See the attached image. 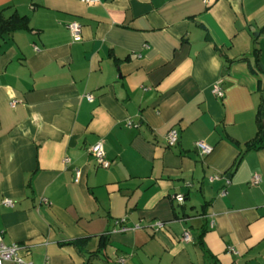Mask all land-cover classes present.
<instances>
[{"label":"crops","instance_id":"obj_1","mask_svg":"<svg viewBox=\"0 0 264 264\" xmlns=\"http://www.w3.org/2000/svg\"><path fill=\"white\" fill-rule=\"evenodd\" d=\"M0 14L30 28L0 36L4 244L32 264H264V148L232 169L264 97V0H0ZM243 56L257 76L228 63Z\"/></svg>","mask_w":264,"mask_h":264},{"label":"built area","instance_id":"obj_2","mask_svg":"<svg viewBox=\"0 0 264 264\" xmlns=\"http://www.w3.org/2000/svg\"><path fill=\"white\" fill-rule=\"evenodd\" d=\"M80 1H82L85 4H94L97 0H80ZM67 29H68L70 35L72 36L73 40H79L80 39L81 27H80L79 23L70 22L67 24ZM214 93L217 97L222 96L221 90L216 85L214 86ZM86 99L91 100V96L86 95ZM177 141H178V132L174 129H171L170 131H168V133L166 134V145H167V147H173ZM195 147L197 148V150L202 155H207L212 150L211 146L203 143L202 141H196ZM89 153L93 156L97 167L104 168V169L109 168L111 162L109 160H107L105 157V152H104L103 144L101 141H97L96 143H94L89 148ZM67 161L68 160L65 159V162H67ZM79 175H80L79 170L75 169L74 170V181L75 182L78 181ZM260 182H261V177L259 175L255 174L250 181V185H257ZM226 183H228V180H226ZM175 198L179 202L183 201L182 195H176ZM2 204L5 206L13 205V203L10 199H4L2 201ZM154 226L158 229L164 228V225L160 221L154 222ZM137 228H139L138 224L133 226V229H137ZM127 230H129L128 227L122 225L120 221L117 222L116 231L123 232V231H127ZM182 240L183 241H189L190 240V236H189L188 231L183 232ZM231 250H233V249H231ZM24 251L28 252L27 248L24 247L23 245H19V244H15V243L9 244V245L4 244L2 241V237L0 235V264H2L3 261H11L14 264H32L31 260L26 258ZM44 264H49V263L47 261H45Z\"/></svg>","mask_w":264,"mask_h":264},{"label":"trees","instance_id":"obj_3","mask_svg":"<svg viewBox=\"0 0 264 264\" xmlns=\"http://www.w3.org/2000/svg\"><path fill=\"white\" fill-rule=\"evenodd\" d=\"M15 29L30 30V28L28 27L27 19H25L24 17H19L17 15H12L8 18H3L2 15L0 14V36ZM251 54L258 56V50L253 48ZM256 58L258 59V57ZM234 61H246L250 69V72L252 74H255L256 76L258 75V70H257L258 65L257 64L254 66L250 65L247 56H243L236 60L228 61V63ZM256 61L258 62V60ZM257 90L261 93H264V82H262V80L259 77H257ZM255 123H256V132L251 139H249L244 143L243 145L244 147L240 149L239 155L237 156V158L235 159L232 165V169L236 168V166L239 164L240 160L246 153L264 148V133H262V123H264V97L261 98V101L259 102L256 108ZM86 240L87 238H81L78 239L77 242L80 243L82 246H84L86 244ZM72 243L74 244L76 242H72ZM197 244L201 247L204 255L207 256L209 253L202 242V236H199L197 238ZM105 246H106V238L102 236L100 237V242L98 243L95 252L87 256V260L92 255L98 256L100 251L104 249ZM81 253L83 254V256H85V253L83 252Z\"/></svg>","mask_w":264,"mask_h":264},{"label":"water","instance_id":"obj_4","mask_svg":"<svg viewBox=\"0 0 264 264\" xmlns=\"http://www.w3.org/2000/svg\"><path fill=\"white\" fill-rule=\"evenodd\" d=\"M262 133H264V123H262Z\"/></svg>","mask_w":264,"mask_h":264}]
</instances>
